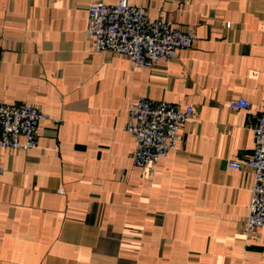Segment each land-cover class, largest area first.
<instances>
[{"label": "crops", "instance_id": "obj_1", "mask_svg": "<svg viewBox=\"0 0 264 264\" xmlns=\"http://www.w3.org/2000/svg\"><path fill=\"white\" fill-rule=\"evenodd\" d=\"M94 1L0 0V102L47 114L35 147L0 148V264H264V229L244 231L254 170L229 166L253 156L263 112L264 0H129L197 34L152 67L93 49ZM139 97L195 109L143 167Z\"/></svg>", "mask_w": 264, "mask_h": 264}, {"label": "built area", "instance_id": "obj_2", "mask_svg": "<svg viewBox=\"0 0 264 264\" xmlns=\"http://www.w3.org/2000/svg\"><path fill=\"white\" fill-rule=\"evenodd\" d=\"M228 22V26H230ZM86 33L93 38L95 51L122 53L133 67H152L158 61L169 62L182 49L191 48L198 37L194 30L175 28L164 19L150 20L144 7L118 0L108 4L103 0L92 2L88 8ZM1 61V57H0ZM245 98L233 99V110L249 109ZM195 115L193 106L182 109L166 100L139 97L128 106L127 129L135 141L132 159L136 166L156 164L177 146L180 130ZM47 114L31 103L0 102V148L29 150L37 145L41 123ZM235 169L252 168V188L249 214L244 231L248 234L264 229V106L255 126V148L251 158L231 160ZM3 164L0 157V184ZM63 193V190H60Z\"/></svg>", "mask_w": 264, "mask_h": 264}]
</instances>
